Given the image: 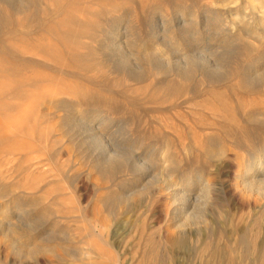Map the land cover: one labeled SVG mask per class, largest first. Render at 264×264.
I'll return each instance as SVG.
<instances>
[{"label": "rangeland", "instance_id": "rangeland-1", "mask_svg": "<svg viewBox=\"0 0 264 264\" xmlns=\"http://www.w3.org/2000/svg\"><path fill=\"white\" fill-rule=\"evenodd\" d=\"M262 9L0 0V264H264Z\"/></svg>", "mask_w": 264, "mask_h": 264}, {"label": "bare ground", "instance_id": "bare-ground-1", "mask_svg": "<svg viewBox=\"0 0 264 264\" xmlns=\"http://www.w3.org/2000/svg\"><path fill=\"white\" fill-rule=\"evenodd\" d=\"M252 1V0H251ZM258 1V0H257ZM30 2V1H29ZM34 2V1H33ZM25 3V2H24ZM27 3V2H26ZM19 4H23V3H19ZM30 4V3H29ZM28 4V5H29ZM27 5V4H26ZM24 5V6H26ZM5 6V5H4ZM22 6V7H24ZM21 7V8H22ZM18 8V7H17ZM37 8H39L37 6ZM252 8V7H251ZM5 9V8H3ZM3 11V10H2ZM261 11V10H260ZM258 11V12H260ZM4 13V12H3ZM10 13V12H9ZM262 13V15L264 16V10L262 9V11L260 12ZM1 14V13H0ZM3 15V14H2ZM195 16V15H193ZM2 17V16H1ZM264 19V18H263ZM3 22V21H2ZM164 24V23H163ZM167 24V23H166ZM261 27L264 26V20L262 21V23L260 24ZM259 25V26H260ZM166 30V29H165ZM170 30V29H169ZM172 30V29H171ZM182 30V29H181ZM248 32V31H247ZM164 34V33H163ZM166 34V33H165ZM179 34V33H178ZM165 36V35H164ZM175 36V35H174ZM178 36V35H177ZM167 37V36H166ZM168 38V37H167ZM181 39V38H180ZM133 40V39H132ZM137 40V39H136ZM120 45V44H119ZM134 45V44H133ZM136 45V44H135ZM176 45V44H175ZM140 46V45H139ZM142 46V45H141ZM128 48V47H127ZM139 48V47H138ZM178 49V48H177ZM138 50V49H137ZM141 51V50H140ZM149 51V50H148ZM137 54V53H136ZM262 56V55H261ZM260 59V58H259ZM92 69V68H91ZM231 72V71H230ZM183 78V77H182ZM179 79V78H178ZM185 79V78H184ZM249 81V80H248ZM263 85H264V80L262 81ZM171 83V82H170ZM247 83V82H246ZM249 83V82H248ZM165 84V83H164ZM250 85V83H249ZM252 86V85H251ZM166 90V89H164ZM162 91V90H161ZM262 115V114H261ZM263 147V146H262ZM264 151V150H263ZM262 151V152H263ZM257 152V151H256ZM255 153V152H254ZM259 153V152H258ZM257 154V153H255ZM264 155H260L257 154L253 157V161L252 163L255 164L256 168H253V170H258V175L251 177V178H243L245 180L242 181L241 183V193H247V194H253V195H259L260 199H264V162H261V158H263ZM251 158V157H250ZM249 164V163H248ZM239 165V164H238ZM251 167V166H250ZM249 167V168H250ZM253 167V166H252ZM260 170V171H259ZM247 172V171H246ZM261 172V173H260ZM239 174V173H238ZM248 174L243 173V176H246ZM208 176V175H207ZM239 177L241 176V174L238 175ZM252 176V175H251ZM247 177V176H246ZM247 179V180H246ZM201 186V185H200ZM211 188L209 186V184L205 183L201 189H200V193H199V210L202 206H206V203L210 202L211 199ZM173 202H177V206L175 207V210L179 213L185 214V212H187L186 208L188 207V204L190 203V197L188 196V194L184 193V192H180L179 190L174 191L173 195L170 198ZM228 204H232V206L234 208L239 207V206H244V201L242 200H238V197L236 198L234 195H232V197L230 198V200H227ZM246 204V203H245ZM217 207H221L224 206V204L222 205H218L216 204ZM195 207V206H194ZM202 209V208H201ZM181 214V215H182ZM189 216V214H187ZM231 215V214H230ZM187 218V217H185ZM232 225V222H231ZM182 226V224L180 225V227ZM232 230L234 231L233 234H235L234 236V240L237 239V237L239 238V230L237 228H232ZM12 234V233H11ZM232 237V236H231ZM222 254V253H221ZM220 260V259H219Z\"/></svg>", "mask_w": 264, "mask_h": 264}]
</instances>
